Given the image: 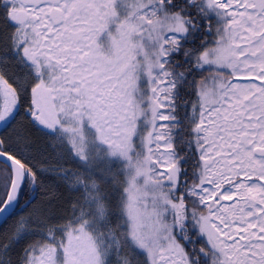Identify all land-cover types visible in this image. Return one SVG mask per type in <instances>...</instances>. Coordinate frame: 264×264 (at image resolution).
<instances>
[{"label":"snow or ice","instance_id":"6c2138e0","mask_svg":"<svg viewBox=\"0 0 264 264\" xmlns=\"http://www.w3.org/2000/svg\"><path fill=\"white\" fill-rule=\"evenodd\" d=\"M0 264H264V0H0Z\"/></svg>","mask_w":264,"mask_h":264}]
</instances>
